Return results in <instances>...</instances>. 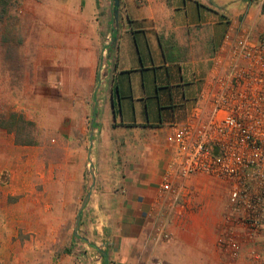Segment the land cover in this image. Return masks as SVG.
Wrapping results in <instances>:
<instances>
[{
  "label": "crops",
  "instance_id": "crops-1",
  "mask_svg": "<svg viewBox=\"0 0 264 264\" xmlns=\"http://www.w3.org/2000/svg\"><path fill=\"white\" fill-rule=\"evenodd\" d=\"M145 3L130 2L114 23L113 12L105 14L100 0H90L86 7L83 0L69 1V38L34 39L35 76L59 78L58 92L69 94V113L60 116L69 118V150L56 149L57 155L69 158V165L65 162L50 180L38 182L30 163L34 148L15 145L19 163L8 170L19 199L7 202L1 229L9 228L7 234L14 237L20 229L35 238L55 236L57 223L65 222L68 212L69 222L75 221L79 199L90 186L80 231L84 241L94 242L88 253H97L99 264H264L247 258L249 243L236 260L221 252L217 236L227 201L221 200L219 181L204 176L175 182L184 184L190 197L183 198L180 216L167 217L169 238L151 240L156 217L166 211L158 194L171 168L173 127L199 107L202 112L210 109L200 97L213 79L212 59L229 25L242 22L264 32V13L259 15L253 5L246 19H230L236 7L222 11L216 0H165L163 7L160 0ZM106 36L112 57L99 85ZM62 125L58 143L67 137ZM67 180L69 201L61 188ZM38 186L43 192L36 191ZM42 248L35 247L34 254L41 255ZM9 256L0 264H9Z\"/></svg>",
  "mask_w": 264,
  "mask_h": 264
},
{
  "label": "built area",
  "instance_id": "built-area-1",
  "mask_svg": "<svg viewBox=\"0 0 264 264\" xmlns=\"http://www.w3.org/2000/svg\"><path fill=\"white\" fill-rule=\"evenodd\" d=\"M261 4L264 0H259ZM253 3L246 1L241 17L246 19ZM110 37L101 53L99 85L111 60ZM213 79L207 81L200 99L210 109H195L181 126L173 127L175 147L170 170L159 185L165 203L157 216L151 238L158 243L169 238L166 219L181 215L184 184L196 176L221 182L227 189V206L217 245L231 260L244 244L252 243L264 229V40L254 39L242 22L229 25L215 57ZM152 217V212L148 214Z\"/></svg>",
  "mask_w": 264,
  "mask_h": 264
},
{
  "label": "rangeland",
  "instance_id": "rangeland-1",
  "mask_svg": "<svg viewBox=\"0 0 264 264\" xmlns=\"http://www.w3.org/2000/svg\"><path fill=\"white\" fill-rule=\"evenodd\" d=\"M69 1L75 0H6V13L0 17V123L7 124L9 117L14 115L17 126L22 128L26 136L30 133L28 139L31 144L28 145L35 150L34 159L30 163L37 173L35 178H38V182L50 180L65 162L69 165V158H62L56 152L58 146L62 147L64 153L67 152L65 149L69 150V118L60 117L69 113L67 110L69 94L58 92L61 87L59 78L50 80L35 76L39 72H36L34 67V39L39 40L48 36L55 39L69 38ZM83 1L85 7L89 5L90 0ZM132 1L138 6H146L145 0H117L118 21L121 8L129 6ZM246 1L250 0H216L219 8L236 7L235 13L229 15L230 19L241 16L240 7ZM100 2L105 8V14L110 15L113 12L114 0ZM164 2L165 0H160V6L163 7ZM251 2L259 10V15H262L264 3L261 4L259 0ZM223 15L227 17V14ZM247 27L251 29L252 35L256 32L257 39L261 35L264 36V32L257 30L256 25L254 29L251 26ZM50 86L53 87L52 90ZM61 125L67 129L65 133L67 137L62 139V143H58L55 139L57 128ZM16 139L14 133L0 128V259L3 260L4 255L9 254V264H99V255L93 250L92 254L88 253L91 250L90 244L95 245L94 242L84 241V235L80 231L81 221L76 229V218L75 221L69 222V212L65 222L57 223L58 232L52 237L35 238L33 232L27 233L22 229L19 230L21 233L14 237L13 234H7L9 228L1 229V224H4L1 222L2 215L8 212L7 202L12 205L19 199L11 190L13 181L9 178L11 171L9 173L8 170L9 166H17L19 163L16 151L12 150L15 145L20 144L15 142ZM26 139L22 137V140ZM22 140L20 138L21 142ZM67 169L69 172V167ZM91 181L92 179L88 183ZM219 183L222 186L221 200L225 201L227 189L221 182ZM61 188L64 189L65 197L69 201V180L64 182ZM91 188L89 186L83 197H80V206L86 194L91 193ZM36 191L43 192L40 187ZM262 235V239L256 237L251 244L249 243L251 251L247 258L255 263L258 261L264 263V230ZM39 245L43 246L41 255L34 254L35 247L39 248ZM36 255L42 260L37 261Z\"/></svg>",
  "mask_w": 264,
  "mask_h": 264
},
{
  "label": "trees",
  "instance_id": "trees-1",
  "mask_svg": "<svg viewBox=\"0 0 264 264\" xmlns=\"http://www.w3.org/2000/svg\"><path fill=\"white\" fill-rule=\"evenodd\" d=\"M6 9H7V3L6 0H0V17H2L3 15H5L6 13ZM14 115H11L9 117V120L7 121V124L4 123H0V128L5 129L7 132H12L17 136V139L15 140L16 143H20V144H31L30 139H28L29 135H25V132L22 130V128L20 126H17V124L15 123L14 120ZM24 135V136H21ZM26 137V141L22 140ZM20 138L22 140V142L20 141ZM76 238V237H73Z\"/></svg>",
  "mask_w": 264,
  "mask_h": 264
},
{
  "label": "water",
  "instance_id": "water-1",
  "mask_svg": "<svg viewBox=\"0 0 264 264\" xmlns=\"http://www.w3.org/2000/svg\"><path fill=\"white\" fill-rule=\"evenodd\" d=\"M116 7H117V0L114 1V10H113V22L114 23H117V9H116ZM89 196H90L89 193L86 194V196L83 199V203L78 210L77 217H76V229H77L79 221H80V213H81L82 209L85 207V205L87 204V202L89 200Z\"/></svg>",
  "mask_w": 264,
  "mask_h": 264
}]
</instances>
